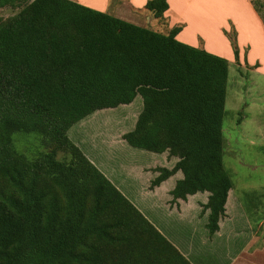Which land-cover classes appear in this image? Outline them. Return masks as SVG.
<instances>
[{"label":"trees","instance_id":"trees-1","mask_svg":"<svg viewBox=\"0 0 264 264\" xmlns=\"http://www.w3.org/2000/svg\"><path fill=\"white\" fill-rule=\"evenodd\" d=\"M143 8L161 18L167 2ZM180 26L163 34L73 0H30L0 20V264H189L66 135L135 95L141 108L122 139L176 157L149 186L179 171L171 200L208 192L205 227L217 230L231 187L221 134L227 60L175 39ZM17 132L36 134L46 150L18 152ZM132 227L140 245L105 263Z\"/></svg>","mask_w":264,"mask_h":264},{"label":"rangeland","instance_id":"rangeland-1","mask_svg":"<svg viewBox=\"0 0 264 264\" xmlns=\"http://www.w3.org/2000/svg\"><path fill=\"white\" fill-rule=\"evenodd\" d=\"M29 1L12 0L10 4L0 7V20L14 14ZM84 1L94 5L101 4V0ZM117 1L109 0L111 5L107 10L109 13L112 14V5ZM208 1L201 0L195 3L193 11H189L188 15L191 18L194 15L196 20L201 17L206 21L209 16L227 11L232 10L236 13L237 0ZM249 1L257 15L264 19V0ZM137 10L144 12H135L139 24L160 33L168 32L166 19L162 23L145 8ZM222 32L226 38L236 37L232 26L229 30L223 29ZM237 60L234 59V64L232 62L228 64L227 61L221 120L222 165L231 181V192L224 210L228 218L234 215L237 230L234 239H227L225 235L227 218H223L221 237L212 235L215 231L209 234L207 229V234L212 235L209 239L202 240L198 237L203 212H200L202 208L200 203L193 202L192 208L195 210L192 217L187 218L183 209L175 208L181 201L171 200L170 195L155 194L158 197L156 199L150 196V193L148 197L145 194L142 196L140 183L149 186L150 180L158 173L155 170L156 166L169 167L165 161L170 159L171 155L166 150L160 154L133 148L127 144L122 145L120 140L122 134L132 129L141 108L139 95H135L129 103L97 109L73 123L66 131L68 139L75 143L88 162L95 166L129 203L135 205L136 202L139 203L137 205H142L137 209L139 213L151 222L189 264H226L228 258L241 247L240 250L249 254L247 264H264V251L261 255L254 253L264 245V75L240 68L236 65ZM12 142L14 148L27 157H31L38 150H46L39 144L34 133H14ZM66 154V151L60 149L56 157L63 159ZM149 172L154 173L153 177L144 182ZM177 174L180 177V173ZM168 207L171 209H167ZM129 218L130 222H133L131 225L136 223V220L130 216ZM132 228L133 232H122L126 240L124 245H119L114 251L106 250L105 263L111 259H119L130 246L136 248L140 245L142 236L138 237L136 230ZM247 239L248 243L244 245ZM227 241L228 244H225Z\"/></svg>","mask_w":264,"mask_h":264},{"label":"crops","instance_id":"crops-1","mask_svg":"<svg viewBox=\"0 0 264 264\" xmlns=\"http://www.w3.org/2000/svg\"><path fill=\"white\" fill-rule=\"evenodd\" d=\"M73 1H76L84 6H88L90 8L107 13H109L107 10H109L111 7V5L109 4L110 3L109 0H101V4L98 5L91 4L84 0H73ZM118 1L119 3H117ZM118 1L114 5H112L113 6L112 14L111 13L109 14L118 17L122 20L138 25L139 22L137 20V16L135 12L144 13L142 10H137V9H141V7H143L145 0H118ZM200 1L201 0H166L167 8L163 11L162 17L158 19L162 23L166 19V21L168 22L167 25L169 27L168 30L174 25H181L180 26L181 28L177 31V33L174 36V38L177 39L178 41L186 43L190 46L202 48L209 53L221 56L228 61V64L231 62L234 64V57L229 42L225 37V35L223 34L222 30L223 29L229 30V28L232 26L233 29L235 30V35H236L235 39H236L237 59H238L236 65L239 66L240 68L247 69L248 72H254L260 75H264V28L259 16L253 10L250 1L237 0L238 2L235 3L236 13H234L232 10L227 11L221 13L220 15H214L211 17L209 16L208 20L206 21L203 20L201 17H199L198 20H196L194 15L192 18L188 15L189 11H193L194 4ZM139 26L145 27L144 25L141 24H139ZM120 140L122 141V145H126L123 139ZM170 159L165 161L169 164V167L166 168H170L176 160L175 157L173 158V156H170ZM177 173L180 172L179 171L174 172L173 174L169 175L167 178L160 181L157 185H154L151 188H149L147 184L143 185L142 183H140L142 196L143 194L147 196L149 195L148 193H150V196L156 199L158 198L156 195L159 194L170 195L169 191L172 188L175 180L181 177V173H180V177H178ZM153 174H154L153 172L152 174L150 172L147 173V177L144 178V182L150 180L153 177ZM230 192H231V187L227 191V195L224 203V209L226 207L227 197L230 194ZM207 195L208 192L206 191L199 193L195 192L193 194L187 195L184 198L185 200L177 199L176 201L180 200L181 204L175 205V208L183 209L182 211H184V213L187 214L185 215V217L191 218L193 215V211L195 210L194 208H192V206L194 205L193 202H195V204L196 203L203 204L206 202ZM137 204L139 203L135 202V205L133 204V206H135L136 209L142 206V205L139 206ZM167 209H171V208L168 207ZM201 209L200 212L203 211L200 217L201 220L200 224L202 226L200 225L201 231L198 233L199 234L198 237L200 239L202 240L209 239L212 235H215L216 237H221L223 218L224 219L227 218L225 222V235L227 239L228 238L234 239L237 236L234 215L228 218L227 217L228 215L225 214V210L223 212V215L221 216L222 218L220 217L217 222L218 224L217 230L212 235L207 234L205 223L207 219L208 209H204V210ZM248 240L249 239L245 241L244 245L248 243ZM225 244H228V241L225 242ZM240 249H242V247ZM240 249L228 258L226 264L248 263L249 254L244 253ZM262 251H264V245L263 247L256 249L254 253L257 252L259 253V255H261Z\"/></svg>","mask_w":264,"mask_h":264}]
</instances>
